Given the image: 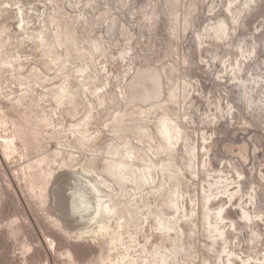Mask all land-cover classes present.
<instances>
[{
  "label": "rangeland",
  "instance_id": "rangeland-1",
  "mask_svg": "<svg viewBox=\"0 0 264 264\" xmlns=\"http://www.w3.org/2000/svg\"><path fill=\"white\" fill-rule=\"evenodd\" d=\"M0 264H264V0H0Z\"/></svg>",
  "mask_w": 264,
  "mask_h": 264
},
{
  "label": "bare ground",
  "instance_id": "bare-ground-1",
  "mask_svg": "<svg viewBox=\"0 0 264 264\" xmlns=\"http://www.w3.org/2000/svg\"><path fill=\"white\" fill-rule=\"evenodd\" d=\"M39 40H41V39H39ZM171 126H173V125H171ZM172 133H173V128L170 127L169 125L163 123L161 126V134H162L163 138L165 139L166 143H168L169 138L171 137ZM110 173L112 175H114V173L111 171V169H110ZM100 183H105V180H101V182H99V183L97 182V183H93V184L88 181L85 189L74 188V190L71 191L69 210L72 214H78L80 218H85V217L89 216V215H85V214L89 210H91L92 213H94V215L99 213V215L104 214V217H106V215H108L109 213H111L113 211L112 205L109 202H107V200H104L100 194V188H99ZM109 216H110V214H109ZM94 218H96V217H94ZM105 220H106V218H105ZM101 222H102V220H101ZM104 224H102V226L100 225V227L102 229L106 228L107 224L106 225H104ZM167 230H169V229H167Z\"/></svg>",
  "mask_w": 264,
  "mask_h": 264
}]
</instances>
